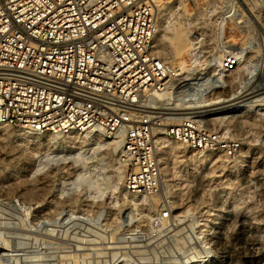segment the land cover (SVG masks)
<instances>
[{
  "label": "rangeland",
  "instance_id": "obj_1",
  "mask_svg": "<svg viewBox=\"0 0 264 264\" xmlns=\"http://www.w3.org/2000/svg\"><path fill=\"white\" fill-rule=\"evenodd\" d=\"M228 6L245 10L242 0L156 5L153 51L177 73L178 86L237 49L244 50L238 67L223 72L229 89L264 80V18L230 16ZM176 29L190 44L181 57L170 53ZM227 115L195 118L218 136L213 150L181 143L158 154L155 145L160 186L134 196L123 188L128 165L112 137L64 143L67 135L3 126L0 264H264V110ZM216 116L224 114L208 117ZM165 123L153 126V137L173 124Z\"/></svg>",
  "mask_w": 264,
  "mask_h": 264
},
{
  "label": "built area",
  "instance_id": "obj_2",
  "mask_svg": "<svg viewBox=\"0 0 264 264\" xmlns=\"http://www.w3.org/2000/svg\"><path fill=\"white\" fill-rule=\"evenodd\" d=\"M242 1L245 10L228 6L226 13L259 23L264 0ZM153 5L154 0H0V125L59 135L123 129L125 192H156L153 126L159 116L141 113L139 100L177 73L154 54ZM237 65L233 53L220 60L224 72ZM165 133L195 150L220 143L190 116L166 126Z\"/></svg>",
  "mask_w": 264,
  "mask_h": 264
},
{
  "label": "bare ground",
  "instance_id": "obj_3",
  "mask_svg": "<svg viewBox=\"0 0 264 264\" xmlns=\"http://www.w3.org/2000/svg\"><path fill=\"white\" fill-rule=\"evenodd\" d=\"M161 2L162 0H154V10L156 8V5H160ZM157 32L158 31L155 32L153 43L158 36ZM186 36L182 30L176 29L173 31L172 36L169 38V45L171 48L170 53L174 57H179L180 53L183 51L186 45L189 44H187L188 39H186ZM194 38L197 39L198 42L200 41L198 40L197 36ZM197 41L193 40L194 43L192 44H196ZM193 49H196V47H194ZM242 51L244 50L237 49V51L230 52L237 55L238 65L240 63V60L242 59V57H239V55L242 54ZM162 53L166 54V52H164L163 50ZM180 61L181 62L179 64H181V68H183V62L182 60ZM261 61L264 62V59H261ZM208 64V66H210V73L206 76L200 74V76L194 77V81L192 82L187 81L189 80V78L182 77L183 80L181 81H186V83L184 82V84L178 86V83H176V81L178 80V78H176L177 74H175L174 77L171 76L170 78H168L165 81L162 89L152 91L150 92L152 94L148 93L139 100L140 112L145 113L149 116L151 114H157L159 116V121L156 122L155 125L163 124V126H165V122H172L174 124L175 122L180 120L181 115L199 118L200 120L203 119V121L208 122L216 119H224L226 117L228 118L230 116L227 114H230L240 108H245L246 110L251 111H257L259 109L264 110V80L253 83L248 87L241 88L239 91H235L232 90V88L229 89L230 82L226 80V75L223 73L224 71L221 68L217 70L218 64L220 67V61L217 58H213ZM183 73H185V71H183ZM191 84L193 85V87H190ZM186 86L187 88L189 87L191 89H187V91L184 89L181 90V88H185ZM165 88L166 90H164ZM215 114H224V116L208 117ZM199 119H197V122L200 121ZM3 126L4 125H0V131L4 130ZM155 130L156 132L153 139L158 154L163 149L167 150L173 149L176 146H181L182 142L176 141L170 137L168 138L167 134L165 133V127H159ZM22 131L27 132L25 130ZM124 132L125 131L121 129L119 131L108 134V132L103 128L94 127L82 132H72L67 134L64 143L71 142L75 139H81L85 141L88 140L89 136H103L105 134L104 137H112L113 140L111 141V143L113 144L114 148L120 150L123 142ZM188 147L190 150L194 151V149H192L190 146Z\"/></svg>",
  "mask_w": 264,
  "mask_h": 264
}]
</instances>
